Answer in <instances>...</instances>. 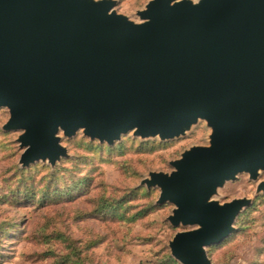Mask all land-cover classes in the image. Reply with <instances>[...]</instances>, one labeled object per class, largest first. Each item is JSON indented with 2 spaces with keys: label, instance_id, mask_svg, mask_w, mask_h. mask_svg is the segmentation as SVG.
<instances>
[{
  "label": "water",
  "instance_id": "1",
  "mask_svg": "<svg viewBox=\"0 0 264 264\" xmlns=\"http://www.w3.org/2000/svg\"><path fill=\"white\" fill-rule=\"evenodd\" d=\"M115 0H0L3 131L19 132V164L54 166L62 134L112 145L128 133L168 141L198 122L208 144L149 172L180 264H211L206 248L233 231L248 198L221 203L238 175L264 172V0H149L139 21ZM264 192V180L256 193Z\"/></svg>",
  "mask_w": 264,
  "mask_h": 264
},
{
  "label": "rangeland",
  "instance_id": "2",
  "mask_svg": "<svg viewBox=\"0 0 264 264\" xmlns=\"http://www.w3.org/2000/svg\"><path fill=\"white\" fill-rule=\"evenodd\" d=\"M115 1L117 13L137 22L149 0ZM8 117L0 108V264H180L168 242L185 229L170 225L173 206L156 203L159 190L140 182L149 172L169 173V162L188 148L207 145L205 122L177 139L128 133L110 146L81 132L60 134L66 158L22 167L19 132L2 130ZM262 180L264 172L255 181L241 174L219 190L221 203L248 198L251 205L225 240L206 248L211 264H264Z\"/></svg>",
  "mask_w": 264,
  "mask_h": 264
}]
</instances>
